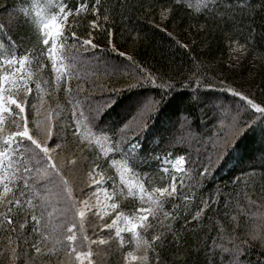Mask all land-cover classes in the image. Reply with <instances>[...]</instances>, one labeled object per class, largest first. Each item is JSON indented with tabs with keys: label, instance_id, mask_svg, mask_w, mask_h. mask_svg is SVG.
<instances>
[{
	"label": "trees",
	"instance_id": "1",
	"mask_svg": "<svg viewBox=\"0 0 264 264\" xmlns=\"http://www.w3.org/2000/svg\"><path fill=\"white\" fill-rule=\"evenodd\" d=\"M61 2L72 6V0H0V45H14L10 49L12 55L27 57L24 71L33 77L27 109L29 121L43 119L49 111L56 112V122L52 121L61 136L65 154L81 161L73 173L79 180L78 188L74 184V198L93 194L95 187L90 186L89 175L91 162L97 157L107 161L99 173H102L110 193L114 182L117 190L121 187L120 171L127 161L122 152L109 150L111 145L103 141L96 144L95 138L91 142L74 140L71 135L73 111H84L87 115L89 104L95 106L111 96L114 102L102 114L101 126L115 128L131 115L137 102L144 97L159 100L164 94V100L147 128L137 141H133L140 146V156L131 165L132 171L124 173L125 179L144 183L145 190L151 192L153 187L170 186L173 175L180 177V173L171 167L165 171L164 159L184 156L198 162L199 154L200 159L212 155L216 163L199 185L184 189L190 197L188 201L181 195L165 203L164 209L173 212L177 218L167 221L162 216L161 222H171L178 235H167L164 246L158 248L161 264H209V259L212 264H221L222 260L223 264H228L229 254L222 249L232 247V238L235 243L246 241L239 257L243 264H264V243L251 235L253 225H259L260 217L264 215V116L253 109L246 113L241 110V119L249 121L247 128L228 148L222 149L219 159L215 156L216 144L222 146L232 115L239 107L238 98L228 93L220 81L254 96L257 102L264 100V0H105L115 9L108 25H104L113 28L115 46L131 56L145 75L149 71L157 76L163 75L164 80L174 85L171 90L162 89L160 80L155 85L142 83L128 88L129 73H135L137 69L129 68L130 61L126 57H119L111 51L104 32L100 30L94 34L93 42L98 45L96 50H81L75 62L70 59L72 52L63 53L69 57L63 59V63L71 65L64 72L70 75L54 72L46 49L42 51L43 45L37 41L34 21L50 11V4ZM162 11L169 16L161 26L166 24L176 40L187 43L189 48L180 47L156 27L161 23ZM67 27L75 29L81 36L86 34L85 22H74L70 17ZM70 35L71 32L67 31L66 39ZM68 43L71 45L70 40ZM233 44L245 46L243 59L236 64L228 62ZM60 58L61 53H58V60ZM197 74L199 86L195 79ZM205 81H210L212 86ZM36 83L41 85L40 92L36 90ZM69 85L71 98L64 90ZM74 104L77 105L75 109ZM65 129L67 136L64 135ZM188 168L184 171L188 172ZM192 171L197 169L192 168ZM209 197L212 198L210 208H205L199 218H194L197 210L203 207L201 201ZM115 202L127 214L140 207L139 199L130 196ZM61 207L53 193L45 212L46 217L52 213L51 223L61 220ZM18 219L23 222V217ZM28 221L26 230L31 233L30 217ZM152 222L156 224V221ZM88 223L85 220V231L89 236L107 240L108 230L101 233L100 227H92L96 221L90 226ZM64 231H67V225ZM8 236L9 233L0 230V264H9L10 248L17 246L15 236L9 245ZM124 236L126 243L122 248L113 241L103 246L91 245L95 264L96 258L101 263L106 258L105 264H124L123 257L135 251L131 235L126 233ZM146 238L151 239L150 234ZM213 238L219 247H215V254L209 257L206 253L212 248ZM28 240L31 241L32 237L29 236ZM45 243L46 254L37 264L66 261L60 246L51 240ZM53 248L56 250L51 251ZM26 249L28 245L20 241L18 251ZM32 255H35L34 250ZM150 255L152 264H155V255ZM18 264H24L23 257Z\"/></svg>",
	"mask_w": 264,
	"mask_h": 264
},
{
	"label": "snow or ice",
	"instance_id": "2",
	"mask_svg": "<svg viewBox=\"0 0 264 264\" xmlns=\"http://www.w3.org/2000/svg\"><path fill=\"white\" fill-rule=\"evenodd\" d=\"M49 9L50 11L39 15L34 23L37 41L43 45L42 51L46 49L54 72L70 75V73L64 72L71 65L63 63V59L69 58L63 53L72 52L70 59L75 62L81 50L85 52L89 48L96 50L98 45L93 42L94 34L100 30L104 32L107 46L111 47V51L119 57H126L130 61L129 68L137 69L135 73H129L128 88L141 86L142 83L155 85L157 80L161 81L159 86L162 89L171 90L174 86L164 80L163 75L157 76L150 71L145 75L144 70L131 56H127L125 51H121L115 46L113 28L111 26L104 27L112 19L115 9L109 7L105 0H80L79 3L72 0L71 7L61 2L50 4ZM205 10H207V5H205ZM168 16L169 13L162 11L161 23L156 27L166 33L180 47L189 48L187 43L176 40L174 32L169 31L166 24L161 26ZM70 17L74 22L86 23L87 28L84 36L79 35L75 29L67 27ZM67 31H70L71 35L66 39ZM68 40L71 41V45ZM12 48L14 45L11 44L0 45V230L9 233L7 237L9 245L12 244L13 236L17 241V246L10 248L12 254L9 264H18L21 257L24 258V264L42 262L47 249L45 242L49 240L60 246L64 252L67 257L64 264H93V252L90 246L113 241L118 242L122 248L126 243L124 233H129L135 243V251H130L123 257L124 264H128L129 260L136 264H152L150 253L155 255V264H161L158 248L164 246L167 235H178L171 222H161L162 216L167 221H174L177 218L173 212L164 209L165 203L178 199L181 195L185 201H188L190 197L184 193V189L199 185L203 177L208 175L216 160L212 155L200 159L198 154V162L191 161L190 158L184 156H177L172 167L174 171L180 173V177L173 175L170 186L153 187L151 192H147L144 183L125 179L124 173L132 171L131 165L140 156V146L138 142L133 143V141H137L147 128L152 116L164 100V94L160 96L159 100L151 96L144 97L137 102L131 115L115 128L107 125L101 126L102 114L114 102L111 96H107L95 106L89 104L87 115L84 111L79 113L73 111L71 135L74 140L89 142L95 138L96 144L103 141L111 145L109 150H118L124 154L127 163L120 171L121 187L117 190L114 182L110 196L106 191V199L113 201L107 204H102L97 199L95 206H92L89 198L75 199L73 173L81 161L76 158L70 159L65 154L61 136L53 124L50 111L44 114L43 119L37 118L29 121L27 109L32 92L30 85L33 77L31 73L24 71L27 57L17 58L11 54L10 49ZM73 49H75L74 52ZM244 49V45H239L237 50ZM58 53H61L59 60ZM105 63H107L106 60ZM195 79L199 86V74L195 76ZM204 83L209 87L212 86L210 81ZM220 84L225 86L226 91L233 97L238 98L239 107L232 115L229 130L222 146L216 144V159H219L222 149L228 148L247 128L249 121L241 119V110L246 113L249 109H253L255 113L264 116V106H262L264 100L257 102L254 96H250L243 90L232 87L230 84L225 85L224 80H221ZM57 85L59 86V78ZM36 90L37 92L41 91L40 83H36ZM64 90L71 98L70 85ZM78 91H80L79 87ZM76 106L74 104L73 109ZM33 107L37 106L33 105ZM40 115L38 110L37 117ZM32 124L34 127L31 126ZM108 132H111L112 135H107ZM67 134V129H65L64 135L67 136ZM104 155H107L106 151ZM106 163V160L101 161L99 157L91 162V181L97 189H99V184L96 175ZM189 165H191L190 168H188ZM185 168H188V172L184 171ZM192 168H196L197 171L193 172ZM199 169H203V171H199ZM186 180L189 183L186 184ZM53 193L57 202L62 204L59 209L61 220L55 224L51 223L52 213L49 212L47 217L45 216ZM124 196L139 199L140 207L135 209L134 213L125 214L121 210V205L115 202ZM211 200L212 198L209 197L208 200L201 201L203 207L197 210L194 218H199L205 208H210ZM175 208L176 205L173 204V209ZM109 209L111 210L110 222H106L101 214L108 215ZM86 214H95L100 217L101 233L104 230L110 232L107 240L99 236L94 239L86 233ZM19 217H23V222L19 221ZM29 217L31 233L26 230L29 225ZM77 218H79V227H77ZM152 221H156V224H153ZM65 225H67L66 232L64 231ZM92 227L95 228L96 225L93 224ZM113 229L114 234H111ZM149 234L151 239L146 238ZM251 235L253 239L259 237L264 243V215H261L259 225H253ZM29 236L32 237L31 241L28 240ZM232 239L234 241L232 247L222 249L229 254L228 264H243L239 257L246 241L235 243V238ZM20 241L27 244L28 249L18 251ZM215 247L219 246L216 245L215 238H213L212 248L208 249L206 255L213 256ZM32 250L35 255H32ZM55 250L53 248L51 251ZM137 253L143 254L138 255ZM209 264H212L211 259H209ZM221 264H223V260Z\"/></svg>",
	"mask_w": 264,
	"mask_h": 264
},
{
	"label": "rangeland",
	"instance_id": "3",
	"mask_svg": "<svg viewBox=\"0 0 264 264\" xmlns=\"http://www.w3.org/2000/svg\"><path fill=\"white\" fill-rule=\"evenodd\" d=\"M238 48H239L238 44L231 45V47L229 49V57H228V62L230 64L239 63L243 59L244 50H237ZM57 116H58V114L56 112L55 113L53 112L52 120L54 122H56V117ZM70 159H72V158H70ZM89 177L91 179V175H89ZM96 180H97V183L99 184V189H97L95 186H93L92 185V181L90 180V186L92 185L93 187H95V189L93 191V194L91 193V195L89 197L88 196L87 197L77 196L78 199L89 198L90 201H91V205L92 206H95L97 199H99L102 204H107V203L113 202V201H109V200L106 199V194L105 193H106L107 189H105L104 180L102 179V176L99 173L96 175ZM78 182H79L78 179H74V184L76 185V188H78V186H79ZM107 194L109 196L111 195L108 191H107ZM110 213H111V210L109 209L108 210V215H104V214H101V215H103L104 220H106L108 218V216H110ZM85 220H86L87 223L91 222V223H88L89 226L93 224L92 222L96 221L97 223L95 225L100 227V223H99L100 217L95 215V214H86ZM106 222H110L109 218L107 219ZM112 232L114 233V229L112 230ZM90 236H91V234H90ZM94 239H96V238H94ZM100 245L103 246V245H106V243L105 244H100ZM134 246H135V243H134ZM134 246H133V248H135ZM85 250H87V249H85ZM92 259H93V257H92ZM64 262H65V260H59V261L55 260V261H50L49 264H64ZM96 262H97V264L101 263L99 258H96ZM105 263H107V259L106 258H105V262H102L101 264H105ZM93 264H95V259H93ZM128 264H136V262L129 260Z\"/></svg>",
	"mask_w": 264,
	"mask_h": 264
}]
</instances>
